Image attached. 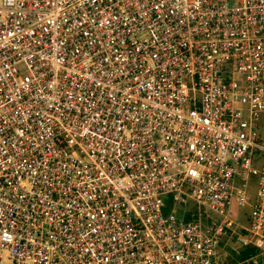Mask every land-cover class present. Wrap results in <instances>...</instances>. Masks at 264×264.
Here are the masks:
<instances>
[{"label": "built area", "instance_id": "built-area-1", "mask_svg": "<svg viewBox=\"0 0 264 264\" xmlns=\"http://www.w3.org/2000/svg\"><path fill=\"white\" fill-rule=\"evenodd\" d=\"M261 115L264 0H0V264H261Z\"/></svg>", "mask_w": 264, "mask_h": 264}, {"label": "rangeland", "instance_id": "rangeland-1", "mask_svg": "<svg viewBox=\"0 0 264 264\" xmlns=\"http://www.w3.org/2000/svg\"><path fill=\"white\" fill-rule=\"evenodd\" d=\"M260 121L262 122V126H264V115L260 116ZM262 129H264V127H262ZM256 189H257V179L252 177L249 180L248 188H247L248 195H249L251 200L255 197ZM230 210H231V214H232L233 219H237V222L243 226L248 225V215H249V208L248 207L239 209L237 204H235L233 202L231 204ZM166 213L169 214V210L166 211ZM234 247L237 248L236 245H234ZM238 255L239 254H237L236 252H232L231 253L232 259L229 261V264H240L241 262L238 261V258H237ZM261 264H264V259H262Z\"/></svg>", "mask_w": 264, "mask_h": 264}, {"label": "trees", "instance_id": "trees-1", "mask_svg": "<svg viewBox=\"0 0 264 264\" xmlns=\"http://www.w3.org/2000/svg\"><path fill=\"white\" fill-rule=\"evenodd\" d=\"M251 253H253V251L250 249L241 251L237 257L238 261H240V262L244 261L248 257V255Z\"/></svg>", "mask_w": 264, "mask_h": 264}]
</instances>
